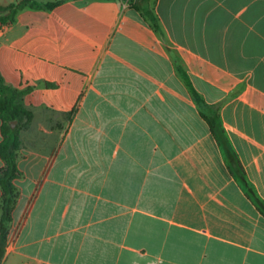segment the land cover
I'll use <instances>...</instances> for the list:
<instances>
[{"label": "crops", "instance_id": "1", "mask_svg": "<svg viewBox=\"0 0 264 264\" xmlns=\"http://www.w3.org/2000/svg\"><path fill=\"white\" fill-rule=\"evenodd\" d=\"M22 1L57 5L0 23V75L32 115L2 264H264V216L229 170L235 153L264 200V115L242 128L251 141L226 128L228 142L216 141L200 114L193 135L177 68L205 99L196 82L264 84V0H240L249 19L215 30L189 12L191 0L182 14L178 0H0V8ZM170 46L192 52L204 73L192 78L190 58L180 63ZM73 111L64 140L62 116ZM4 125L0 118V147ZM175 130L185 138L171 139ZM256 149L258 161L249 156ZM83 156L86 172L70 183L69 161Z\"/></svg>", "mask_w": 264, "mask_h": 264}, {"label": "rangeland", "instance_id": "2", "mask_svg": "<svg viewBox=\"0 0 264 264\" xmlns=\"http://www.w3.org/2000/svg\"><path fill=\"white\" fill-rule=\"evenodd\" d=\"M154 1V0H152ZM179 3V4H178ZM185 3L184 0H178L177 6L179 7L178 14H182L181 8ZM247 6V2H242L240 0H191L188 2L187 7L189 8V12L192 14H196L202 20L206 21L207 28L216 29L223 25L224 29H230L234 26H242L240 24L239 18L241 19H249V13L247 11L243 12V8ZM150 10V9H148ZM239 13H243L242 17H238ZM201 20V21H202ZM203 21V23H204ZM217 26V27H216ZM171 53L173 56H176L180 59V63H182L183 56L185 55L188 60L187 68L191 71L192 78H194V72L197 71L200 74L204 73V69L200 71L199 69V61L195 60V56L192 52L184 53L178 51L176 48L174 49L172 46ZM184 54V55H183ZM199 70V71H198ZM203 72V73H202ZM206 73L209 74V69H207ZM197 88L202 92V94L206 97L207 101L219 106V112L221 114V120L224 128L229 132V136L234 138L237 141L244 139H248L251 141V138L247 137V133H245L242 128L248 124H252L254 113H261L264 115V84L260 82H240V83H222V84H204V83H195ZM186 102L189 103L190 107L189 112L186 110L185 123L191 124V129L193 135L196 131L200 130V128L204 125V122L199 117L198 107L194 104L192 99L188 98ZM187 105L185 104V109ZM76 111L69 113L67 115L62 116L61 125L59 128H62L63 139L67 137L70 126L73 122ZM174 122L176 124H180L182 122V117L179 115H175ZM55 119L60 120V117L56 116ZM32 123V118L29 121H23L18 124V132H19V141L23 144L24 140V130L28 128V126ZM225 129V130H226ZM170 134L171 139L182 140L185 138V132L181 131H173ZM184 136V137H183ZM228 137V134H227ZM20 151V150H19ZM249 156L258 161L260 157V152L256 149L252 154L249 152ZM19 152L18 159L19 160ZM71 165L70 178L73 180L70 183L76 182L77 173L84 172L85 167L87 166V161L85 156L82 157V160H74L69 161ZM179 162L180 159H179ZM53 166L51 164L47 165V170ZM256 166V165H255ZM19 168V166H18ZM20 170V169H19ZM65 171V169H64ZM21 172V171H20ZM86 172V171H85ZM21 176L18 179H22ZM76 176V177H74ZM16 179V180H18ZM15 180V181H16ZM18 198L16 202V208L18 207V203L21 197V188L15 183ZM186 186V185H185ZM160 188L162 186H159ZM13 212V219H14Z\"/></svg>", "mask_w": 264, "mask_h": 264}, {"label": "trees", "instance_id": "3", "mask_svg": "<svg viewBox=\"0 0 264 264\" xmlns=\"http://www.w3.org/2000/svg\"><path fill=\"white\" fill-rule=\"evenodd\" d=\"M57 3L41 4L36 1H22L18 4L10 5L7 8H0V23L14 21L18 12L26 7L34 9H52ZM136 10H140L137 5H132ZM151 26L162 34L157 17L153 11L144 13ZM177 64V60H175ZM178 71L189 89L192 100L198 107L200 117L207 123L209 130L218 142H228L226 130L222 124L219 106L210 104L196 89L192 79L181 65L177 66ZM22 94L15 89L4 85L3 78L0 75V118L5 122L3 127L4 142L0 147V154L6 163V168L0 173V188L2 197L0 200V264L6 251L8 237L13 222V212L16 207L18 192L14 181L21 176L18 168V152L21 148L19 142L18 124L23 121H29L32 118L31 113L23 106L18 104ZM235 162L229 166L230 173L236 176L242 187L246 189V196L257 207L259 213L264 216V200L254 194L252 187L246 181L245 170L235 153Z\"/></svg>", "mask_w": 264, "mask_h": 264}]
</instances>
